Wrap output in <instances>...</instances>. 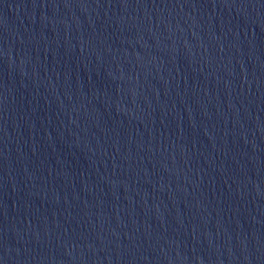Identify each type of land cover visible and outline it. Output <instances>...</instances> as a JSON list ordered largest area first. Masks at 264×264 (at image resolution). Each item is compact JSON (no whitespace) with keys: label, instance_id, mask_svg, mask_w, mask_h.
I'll list each match as a JSON object with an SVG mask.
<instances>
[{"label":"water","instance_id":"1","mask_svg":"<svg viewBox=\"0 0 264 264\" xmlns=\"http://www.w3.org/2000/svg\"><path fill=\"white\" fill-rule=\"evenodd\" d=\"M0 264H264V0H0Z\"/></svg>","mask_w":264,"mask_h":264}]
</instances>
